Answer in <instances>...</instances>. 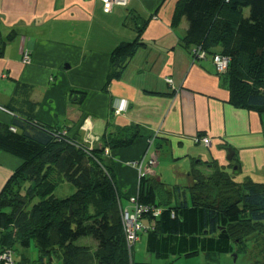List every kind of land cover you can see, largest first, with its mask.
I'll use <instances>...</instances> for the list:
<instances>
[{"label": "trees", "instance_id": "trees-1", "mask_svg": "<svg viewBox=\"0 0 264 264\" xmlns=\"http://www.w3.org/2000/svg\"><path fill=\"white\" fill-rule=\"evenodd\" d=\"M183 19L189 26L179 45L194 62L210 59L215 69L216 56L228 59L224 73L216 69L228 103L257 113L264 137V0H179L172 26ZM146 28L142 23L113 50L107 84L146 46ZM10 40L0 26V57ZM28 93L25 85L16 90L25 101ZM0 110L13 116L11 125L0 126V153L21 160L0 191V264H160L155 260L239 253L264 264V181H238L233 163L229 170L216 160L206 161L203 173L196 160L189 185L171 186L154 178L159 161L143 158L134 163L138 191L124 208L110 153L144 137L170 162L171 154L161 152L167 140L135 125L86 140L7 105ZM203 139L201 133L195 143ZM126 213L136 219L134 240ZM138 243L150 258L136 260Z\"/></svg>", "mask_w": 264, "mask_h": 264}, {"label": "crops", "instance_id": "crops-1", "mask_svg": "<svg viewBox=\"0 0 264 264\" xmlns=\"http://www.w3.org/2000/svg\"><path fill=\"white\" fill-rule=\"evenodd\" d=\"M178 1L129 0L126 7L115 6L105 14L101 0H0L1 31L11 36L0 57V105L33 115L48 127L71 128L86 140L101 137L109 127L139 126L167 140L162 153L188 161L189 167L179 164L172 172L188 182L193 161L219 162L227 148L239 158L240 168L234 172L260 176L261 118L229 105V91L211 60L194 62L179 45L189 24L183 19L178 28L172 26ZM144 22L146 46L119 79L107 84L111 53L131 41ZM21 45V52L30 56L29 65L22 63ZM21 85L28 87L27 101L16 95ZM120 99L128 100L129 109L117 114ZM12 121V115L0 110V126ZM201 133L210 145L195 143ZM152 146L143 137L110 153L124 208L139 187L134 163L157 161ZM20 164L19 158L0 153V191ZM154 178L162 180L157 172Z\"/></svg>", "mask_w": 264, "mask_h": 264}, {"label": "rangeland", "instance_id": "rangeland-1", "mask_svg": "<svg viewBox=\"0 0 264 264\" xmlns=\"http://www.w3.org/2000/svg\"><path fill=\"white\" fill-rule=\"evenodd\" d=\"M129 0H126V4L128 3ZM128 5V4H127ZM127 5H120V4H115L114 6H123L126 7ZM115 8V7H114ZM111 13V12H110ZM108 13V14H110ZM106 14V13H105ZM139 27V26H138ZM22 45L20 47V55H21V60L22 63L25 64L24 62H27V55L26 52L23 51L21 52ZM31 61L29 63H26V65L30 64ZM129 109V106H128ZM127 109V110H128ZM223 149H225L223 147ZM154 150V148H153ZM231 150L230 148H228L225 152L223 151V156L221 159H219V166H224V167H229V165H231L233 163L234 165V169L237 168L238 162H239V158L235 159V160H229L228 159V151ZM155 153V158L159 161L160 166L158 168V173L161 175V179L167 183L168 185H180V186H188L189 182L187 181V179L185 178H181L180 176L176 175L174 172L175 170L178 171V165L179 164H185L186 166H188V161H185V159H178L176 158V154L173 156H170V162L168 160H166L165 156H163L160 153H157V150L155 149L153 151ZM152 152V154H153ZM154 156V154H153ZM210 159V157H209ZM207 160H203L202 164H200V169L203 173H207L209 171V169L206 168V162ZM211 161V159L209 160ZM174 165H176L174 167ZM189 167V166H188ZM230 168V167H229ZM262 168H264V165L262 166ZM233 169V168H232ZM231 170V168H230ZM260 172V171H258ZM12 174V173H11ZM11 174L9 176H11ZM237 177L238 181H245L246 179L252 180V181H264V170L259 174L256 173H248L245 174L244 176L242 174H235V178ZM143 239H145V237H143ZM143 245H144V241H143ZM141 246V243H138L136 245V250H135V258L136 260L139 259H143L145 260L149 255L143 251ZM250 248V245L248 246L247 249ZM137 249L139 250V253H136ZM155 262H159L160 264H251L250 262V258L249 255H247V253H239L237 254L235 257H233V255L230 254H213L208 256L205 255H200L198 257L192 258V259H185V258H170L169 260H164V261H156Z\"/></svg>", "mask_w": 264, "mask_h": 264}, {"label": "built area", "instance_id": "built-area-1", "mask_svg": "<svg viewBox=\"0 0 264 264\" xmlns=\"http://www.w3.org/2000/svg\"><path fill=\"white\" fill-rule=\"evenodd\" d=\"M102 2V5H103V11L104 13L108 14L110 12L113 11L114 9V5L115 4H120V5H126V0H101ZM196 54L199 56V57H204L205 56V53L204 52H198L196 51ZM26 55H27V62H24L25 64L26 63H29L30 62V56L29 54L26 52ZM214 63H215V66H216V69L219 73H224L226 70H227V67H228V59L226 58H221L219 56H216L214 58ZM167 82L169 83H173V81L171 80H167ZM128 106H129V102L128 100L126 99H120L118 105L116 106V113L117 114H121V113H125L128 109ZM13 131H15L13 129ZM206 146L210 145V140L205 138L202 140ZM106 153H108V150H105ZM132 201H134L132 199ZM136 206V205H135ZM126 221H127V224H128V228H129V232L130 233V239L134 240V234H133V229H134V225L136 223V219L134 217H131L129 218V215L128 213H126Z\"/></svg>", "mask_w": 264, "mask_h": 264}, {"label": "water", "instance_id": "water-1", "mask_svg": "<svg viewBox=\"0 0 264 264\" xmlns=\"http://www.w3.org/2000/svg\"><path fill=\"white\" fill-rule=\"evenodd\" d=\"M232 157H233V151H232V150H229V151H228V159L231 160ZM235 256H236V255H234V257H235Z\"/></svg>", "mask_w": 264, "mask_h": 264}]
</instances>
